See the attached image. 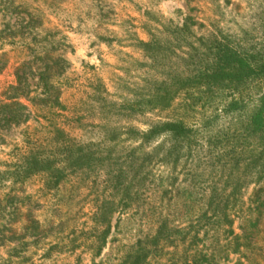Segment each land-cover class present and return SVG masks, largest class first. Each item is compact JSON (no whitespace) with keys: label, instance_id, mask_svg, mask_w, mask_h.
Returning <instances> with one entry per match:
<instances>
[{"label":"trees","instance_id":"obj_1","mask_svg":"<svg viewBox=\"0 0 264 264\" xmlns=\"http://www.w3.org/2000/svg\"><path fill=\"white\" fill-rule=\"evenodd\" d=\"M147 34V41L136 38L134 47L140 56L135 64L145 72L132 78L136 81L129 71L116 76L114 94L96 77L91 112L99 120L86 124L76 103H63L72 75L66 37L44 28L40 15L22 0H0V72L8 64L6 47L23 55L14 65L13 82L0 88V144L12 130L24 127L11 159L1 163L9 166L0 170V221L7 219L0 224V249L6 256L1 261L28 262L24 251L42 234L30 215L22 224L14 219L24 216L20 189L32 179L51 188L80 175L88 181L102 179L116 200L93 214L95 224L104 226L94 252L98 257L113 213L115 229L130 209L139 212L146 206L153 213L157 208L148 203L151 195L160 200L178 190L185 176L193 185H207L204 208L186 227L160 218L152 240L135 243L119 264H151L162 244L184 245L190 235L182 264H219L231 255L239 257L235 264H249L240 258L242 251L264 231V46L239 40L240 35L216 21L205 24L191 16L178 23L161 18ZM148 114L164 117L140 132L132 121ZM31 120L37 129L29 127ZM90 128L99 130L96 139L77 136ZM201 168L211 182L200 179L196 169ZM243 189H252L246 198ZM218 230L223 246L214 239ZM211 232L214 247L199 248Z\"/></svg>","mask_w":264,"mask_h":264},{"label":"rangeland","instance_id":"obj_2","mask_svg":"<svg viewBox=\"0 0 264 264\" xmlns=\"http://www.w3.org/2000/svg\"><path fill=\"white\" fill-rule=\"evenodd\" d=\"M22 1L30 12L40 15L44 28H55L66 37L69 46L66 59L72 75L69 87L64 93L63 103L70 106L76 103L77 110L80 108L85 113L86 124H97L99 120L96 114L91 112L95 107L94 99L91 98V88L96 84V77L103 81L110 94H114V90L118 88L116 76L123 78V74L129 71L127 75L131 81H136V78L135 80L132 78L143 74L145 69L135 64V61L140 59L134 48L135 40L137 38L147 41L148 28L161 18L173 20L175 23L180 22L185 16L195 17L205 24L209 20L216 21L225 31L240 35L239 40L264 46V0ZM197 33L201 34L203 30H198ZM5 54L8 64L0 72V88L13 82L14 65L23 58L18 50L13 51L11 47L5 48ZM90 67L94 68V71ZM163 117L148 114L135 118L132 124L140 132H145L149 126L162 121ZM29 127L37 129L36 122L31 120ZM23 129L24 127H20L12 130L5 135L3 143L0 144L1 171L9 167L1 166V163L11 159L15 142L21 139ZM98 134L97 128H90L88 132H79L77 136L88 141L96 139ZM202 168L196 169V172L203 175L200 178L202 181L209 182L210 174L203 172ZM83 179V175L69 177L58 188L47 187L39 179H32L22 186L20 191L25 197L22 203L24 216L20 218L15 216L14 219H18L17 221L22 224L25 215L28 214L31 219L39 222L42 231L38 242L25 249L24 254L29 261L23 264H119L120 256L131 252L135 243L152 240L154 226L160 218L166 219L170 226L176 227H186L191 220H195L198 211L204 208L206 203L204 191L208 188L205 184L193 185L189 177H180L181 184L175 187L178 190L174 189L160 200L153 199V194L151 195L148 203L153 201L151 207L157 208L153 213L146 211L147 207L140 204L142 208L139 212H136L137 209L127 211L130 213L122 217L118 229L114 228L117 214L113 213L112 228L105 247L101 254L95 257L94 252L100 246L104 226L95 224L93 214L97 207L116 199L112 191L105 189L102 179L96 181ZM214 182H217V179ZM165 186L170 188L169 182H166ZM251 190L243 189L242 198H246ZM6 222L5 218L0 224ZM237 226L238 220L234 224L236 234ZM261 232L253 245L242 251L240 258L249 264H264V231ZM213 233L216 236L215 241H219L223 246L225 238L222 231ZM213 233L203 240V245L200 244L199 248L205 246L208 251L212 249L213 239L210 238ZM199 237H202L201 233ZM179 238H182V234ZM191 238L192 235L184 245L172 247L162 244V251L158 253L156 259H152L151 264H182L184 249L188 248ZM194 251L192 248L189 253L187 252L189 262ZM4 254L5 252L0 249V264H8L1 261V258L3 260L6 258ZM238 259V256L231 255L229 261L220 260L219 264H235Z\"/></svg>","mask_w":264,"mask_h":264}]
</instances>
